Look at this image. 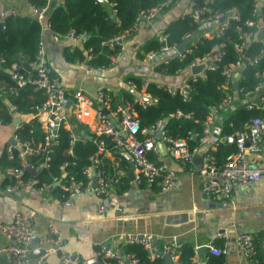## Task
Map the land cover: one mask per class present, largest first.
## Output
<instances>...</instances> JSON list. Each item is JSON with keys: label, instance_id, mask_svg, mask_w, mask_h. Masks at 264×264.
Listing matches in <instances>:
<instances>
[{"label": "built area", "instance_id": "obj_1", "mask_svg": "<svg viewBox=\"0 0 264 264\" xmlns=\"http://www.w3.org/2000/svg\"><path fill=\"white\" fill-rule=\"evenodd\" d=\"M175 0H158L153 6L140 10L133 23L126 32L120 33L113 38L105 41L109 48L118 47V51L108 54L109 66L118 62L126 38L135 34L141 21H151L160 16L165 10L170 8ZM51 0H43L42 4L29 1V8L33 16L38 20L41 31L50 29L48 22L49 8ZM111 7L112 15L116 13L115 2L103 0ZM213 0H202L201 4H195L190 0L189 14L192 21L198 25L209 24L206 31L198 34L201 38H213L221 36L228 28L229 21L239 20V12L236 6L228 8L224 13L213 12L211 5ZM253 13L258 15V11L264 9V0L252 1ZM19 16L16 9H4L0 11V23L7 19ZM118 22V20H117ZM245 25L256 29V32L264 24L261 19L245 20ZM241 41L234 44L238 58L235 62L221 67L220 73L223 76L222 88L233 85L234 74L238 68L244 65H256L259 55H248L243 52L250 42L254 39L256 32L253 30L242 31L237 27ZM59 35L58 33H54ZM197 35V34H196ZM197 35V36H198ZM60 36V35H59ZM71 41H80L84 35L68 33L63 35ZM191 36L186 33L184 38ZM183 38V39H184ZM156 40L160 46L157 51H148L145 54L146 61L155 63L156 56L166 54L169 51L175 52V56L183 60L186 54L192 51L195 44V37L178 52L177 45H168L166 36L162 33ZM224 43H214L211 53H205L200 57L192 59L186 66L178 67L176 72L187 71L189 77L179 86H172L167 83H155L156 87L163 88L171 95L179 93L183 99L189 96L193 90V84L200 79H206V70H215L223 57L222 47ZM90 49H88L89 51ZM263 54V49L259 54ZM170 57H163L161 62L168 63ZM87 56L79 63L86 70H100L106 65L94 66L87 61ZM4 58L0 55V95L5 92H15L19 88L31 86L33 91L40 92L44 99L40 105L35 106L36 112L46 113V118L41 119L36 115L28 121L31 125L40 126V134L37 140H24L15 128L11 136V141L5 146L6 158L9 161L16 160L17 164H8L4 168L5 174L11 178V182L6 185L7 192L16 190L35 189L39 193H44L57 186L63 196H80L88 193L95 194L101 203L98 211L103 212L105 204L103 201L107 197L111 186L118 182L125 175V170L119 162L110 166L109 173L100 167L103 166V154L106 151H115L129 157V162L133 170V180L144 182L146 185L157 183L161 191L172 190L179 186L180 180L173 170L162 161L159 147L157 145L156 130L163 120H158L150 127L141 126L140 119L133 108V104L142 107L154 105L157 98L147 92L150 81L140 80V86L133 80H127L126 84L132 90L138 89L133 93L132 101L125 100L113 106L111 96L101 90L97 93L96 100L99 106L94 105V101L84 91L80 89L69 90L58 78L51 76L45 60V53L42 42L40 41L37 53L33 60L27 62L30 70L22 68V64L11 62L1 68ZM203 65L198 72L192 69ZM9 75L10 83L2 78V71ZM261 79L257 82L253 92H246L244 95L251 97L247 102V108H254L264 111V70L256 73ZM240 92L242 89L237 88ZM254 98V99H252ZM233 97L227 95L217 104L213 105L203 122L202 133L210 132V125L217 110L226 109L230 106ZM68 103V104H67ZM67 104V105H66ZM11 111L16 110V106H10ZM168 117H186L189 113L176 110L168 114ZM7 122V121H6ZM5 121L0 117V125ZM77 126H83L85 134L91 136L96 144V150L89 156V164L82 170V178L76 177L72 172L66 170L68 161L59 166V175L53 176L50 182H41L36 177L39 168H47L51 158L53 148L59 143L60 129L69 132V141L66 153L73 155V145L77 141L86 140L77 130ZM199 135L197 131H189L186 136L174 138L163 130L161 142L169 157L179 163L191 167L194 163L197 148L191 146ZM105 139L110 142L111 148L105 145ZM221 140L227 143H234L235 150L229 153L224 161L219 164L216 156L208 151L200 156L197 167L198 176L201 179V193L219 199L229 198L233 191L250 187L264 176V164H251L247 160V153H258L264 143V114L249 118L238 131L223 135ZM39 163V164H38ZM38 164V165H37ZM35 170L32 174L28 171ZM29 173V175L26 174ZM95 178V184L93 179ZM0 230L7 240L0 246V256H4L10 264H31V248L29 242L35 235V224L31 215L16 212L10 222L2 224ZM122 239L126 244L141 245L146 253L150 264H166L161 261L163 254L167 253L170 257V264H182L179 260L180 246L177 238L173 236L163 250L156 247V237L150 233L130 234L120 233L117 237L111 238V242ZM260 239V247L264 258V234L259 232L240 233L235 237L236 253L248 262L256 254V241ZM110 241L100 245L97 256L103 264H139L138 258L133 253H126L122 250L113 248ZM41 249L43 250L36 258V264H43L45 257L50 253L58 256L60 264H88L85 260L74 258L67 250L68 242L60 234L59 229L51 221L47 222L46 234L42 240ZM210 254L218 256L225 255V246L219 248L214 245V241L208 244ZM164 259V258H163ZM160 260V261H159ZM207 264L205 260L199 258V249L193 247L191 264Z\"/></svg>", "mask_w": 264, "mask_h": 264}, {"label": "crops", "instance_id": "obj_2", "mask_svg": "<svg viewBox=\"0 0 264 264\" xmlns=\"http://www.w3.org/2000/svg\"><path fill=\"white\" fill-rule=\"evenodd\" d=\"M64 0H51L49 11L63 3ZM107 4V3H106ZM107 8L112 14L111 7ZM16 9L21 16H33L29 8V0H0V11ZM190 10V0H175L160 16L151 21H141L132 36L126 38L116 64L100 70H86L77 63H68L63 58L65 47L81 46L80 41H71L64 36L53 33L51 29L41 31L45 60L49 73L69 90L80 89L94 101L101 90L107 92L112 103L118 104L126 100V93L132 90L126 84L130 78L148 79L150 82L167 83L179 86L189 77V72L182 71L170 75L154 72L155 63L146 61L142 48L151 39L162 34L167 25L174 19L182 17ZM204 24L199 34L206 31ZM258 32V31H257ZM256 32V35H257ZM255 37L257 38V36ZM264 43V38H262ZM175 52L156 56L161 62L163 57H173ZM254 99V98H252ZM235 102V101H234ZM12 104L6 96L1 97V106L5 107L10 121L0 125V226L12 220L16 212L32 216L35 224V235L29 242L31 248V264H36L37 248H41L46 234V225L51 221L59 229L61 237L68 242L67 250L74 258L85 260L88 264H103L97 256L101 244L111 242V238L120 233L153 234L159 246L165 248L175 236L178 242L190 241L199 249V258L203 261L205 250L211 241L225 246V264H248L235 250V237L240 233L261 232L264 234V176L250 187L236 189L227 199L205 196L201 193V179L197 173L200 162L195 158L191 167L183 165L160 151L162 161L175 172L180 180L179 186L172 190L161 191L157 183L150 185L135 182L128 176L130 164L128 159L115 151L103 154V165L109 167L113 163L125 165V184L127 189L118 193L111 186L103 203L105 209L98 211L101 203L95 194L63 196L60 189L54 186L51 190L39 193L35 189L7 192L6 185L11 178L4 172V162L8 161L5 146L11 141L15 128L30 121L35 115L41 119L46 113L36 112L22 115L10 110ZM224 113L216 111L210 125V132L196 142L197 156L216 148L221 140L217 121L221 122ZM80 133V132H79ZM197 141V139L195 140ZM251 164H264V143L258 153H247ZM122 164V167H123ZM4 166V167H3ZM38 238V241L34 240ZM7 240L0 230V246ZM126 244L122 239L113 241V248L121 250ZM200 247H205L200 252ZM98 258V260L96 259ZM166 263V262H165ZM0 264H10L4 256H0ZM43 264H60L57 254L50 253Z\"/></svg>", "mask_w": 264, "mask_h": 264}, {"label": "trees", "instance_id": "obj_3", "mask_svg": "<svg viewBox=\"0 0 264 264\" xmlns=\"http://www.w3.org/2000/svg\"><path fill=\"white\" fill-rule=\"evenodd\" d=\"M36 4H42L43 0H29ZM115 2L116 13L113 16L107 4L99 0H64L61 5L52 8L49 11L48 22L53 33L63 36L68 33L88 36L85 40L81 39V46L65 47L63 50V58L68 63H77L90 56L88 63L94 66H109L108 54L118 51V47L109 48L105 41L109 38L126 32L134 21V18L140 10L153 6L158 0H107ZM195 4H201L202 0H193ZM253 0H213L211 5L213 12L224 13L228 8L236 6L239 12V20L229 21L228 28L219 37L201 38L199 31L203 25H198L192 21L189 13L184 14L180 18L172 20L165 28L163 34L166 36L168 45H178L184 38L186 33L192 34L197 32L195 36V44L192 51L186 54L183 60L176 56L169 58L168 63L156 62L154 72L158 74L170 75L176 73L178 67L186 66L192 59L200 57L205 53H211L214 43H224L222 50L224 51L218 68L215 70H206V79H200L193 84V90L186 99H183L179 93L171 95L161 87H156L155 82H150L147 92L157 98L154 105L142 107L134 103L133 108L140 119L141 126L150 127L158 120H163L164 131L166 134L179 138L186 136L189 131H197L199 135L197 141L191 142L190 145H196V142L203 136V122L213 105L220 102L228 94L233 97L229 107L217 110L224 113L221 115V122L217 121L219 133L221 136L231 134L242 128V125L251 117L264 114V111L247 108V102L251 99L245 96L246 92H253L257 82L261 79L256 73L264 70V53L259 54L260 50L264 51V43L262 39L254 37L249 46L243 50L248 55H259L256 65H244L241 68L238 88L234 89L233 85L228 88H222L223 76L220 73L221 67L231 64L238 58L234 44L241 41L240 33L237 27L242 31L256 32L255 28L245 25V20L261 19L264 24V9L259 10L255 15L252 7ZM118 20V22H117ZM209 25V24H206ZM208 27V26H207ZM256 35V34H255ZM41 41V27L38 20L34 16H16L7 19L4 23H0V55L4 58L1 68L15 61L21 63L22 60L30 62L35 57L39 43ZM159 42L156 39L148 40L143 50L157 51ZM88 49H90L88 51ZM3 69V68H2ZM2 71V78L10 83L7 72ZM52 76V75H51ZM137 86H140V80L130 78ZM6 96L10 104L16 106V112L22 115L35 113V106L40 105L43 101V95L38 91H33L31 86L19 88L15 92H5L0 95ZM126 100L132 101L130 92L126 93ZM235 101V102H234ZM113 106L117 104L113 101ZM181 110L189 113L190 117H168L169 113ZM0 117L3 121H10V116L5 107L0 108ZM83 126H77L78 132ZM17 132L24 140H37L40 134V126L38 124L22 123L18 126ZM59 143L53 148L51 158L47 168H39L36 177L41 182H50L53 176L59 175V166L68 161L66 170L72 172L78 178H82V170L89 164V156L96 150V144L93 139L77 141L73 145V155L66 153L69 141V132L60 129ZM195 139V140H196ZM105 145L111 148L108 139H105ZM235 150L234 143L219 142L216 148L210 150L221 164L225 157ZM5 164H17L16 160L3 161ZM39 164V163H38ZM37 164V165H38ZM121 164V163H120ZM123 164V163H122ZM121 164V166H122ZM3 166V167H4ZM106 173L110 168L105 165L100 167ZM123 168L125 165L123 164ZM29 175L28 172H26ZM127 178L123 176L114 183V187L118 193H122L127 189ZM145 184L144 182H141ZM262 234L259 232V235ZM260 239L256 241L257 252L248 264H264L262 249L260 247ZM216 247H223L222 243L214 241ZM164 248L159 246V250ZM121 250L126 253H133L139 260V264H150L147 259L145 249L138 244H124ZM193 255V245L190 241L181 243L179 260L182 264H191ZM203 257L207 264H225L224 255H212L208 248L205 250ZM164 261V259H160ZM159 260V261H160Z\"/></svg>", "mask_w": 264, "mask_h": 264}, {"label": "water", "instance_id": "obj_4", "mask_svg": "<svg viewBox=\"0 0 264 264\" xmlns=\"http://www.w3.org/2000/svg\"><path fill=\"white\" fill-rule=\"evenodd\" d=\"M99 1H103V0H99ZM196 34H197V32L195 31V32H193V33L191 34V36L184 38V39H183V40L177 45L176 50H177L178 52H181V51L185 48V46L191 41V39H192L193 37L196 36ZM256 36H257V38H259V39L264 38V27H263V26L258 30ZM87 37H88V36H83L82 39L85 40ZM21 64H22V68H23V69H25V70H30V67L28 66V64H27V62H26L25 60H22V61H21ZM202 68H203V65H200V66H197V67L193 68L192 71H193V72H198V71H200ZM240 72H241V68H238V69L236 70L235 74H234V80H233V88H234V89H237V88H238V82H239ZM67 104H68V103H67ZM67 104H66V105H67ZM163 130H164V122H162L161 125H160V126L158 127V129L156 130L157 145H158L159 150H160L161 152H163V144H162V142H161V136H162ZM80 134H81L83 137H85L86 139H90V138H91L90 135L84 133V130H80ZM126 158H127L128 161H129V157L126 156ZM196 159L199 161V160H200V156H197ZM129 164H130V169L128 170V173H127V174H128V176L133 177V170H132V167H131V163L129 162ZM28 171H29L30 173H32V174L35 172V170H30L29 168H28ZM93 184H95V178L93 179ZM33 237H34V236H33ZM33 237L31 238V240H33ZM34 240L38 241V238H34ZM158 244H159V241L157 240V241H156V247H158ZM204 250H205V247H200V252H203ZM42 252H43V250H42L41 248H37V253H38L37 255H38V256H39L40 254H42ZM163 258H164L166 264H170V257H169V254H167V253L163 254ZM96 259L98 260V258H96ZM44 262H45V261H44ZM90 264H91V262H90ZM202 264H204V263H202Z\"/></svg>", "mask_w": 264, "mask_h": 264}]
</instances>
